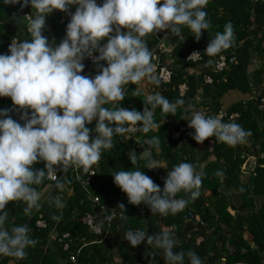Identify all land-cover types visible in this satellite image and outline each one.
I'll return each instance as SVG.
<instances>
[{"label": "clouds", "instance_id": "1", "mask_svg": "<svg viewBox=\"0 0 264 264\" xmlns=\"http://www.w3.org/2000/svg\"><path fill=\"white\" fill-rule=\"evenodd\" d=\"M0 4L31 8V13L24 17L31 38L12 39L7 52L0 53V97L10 98L13 106L0 109V257L23 260L27 249L37 241L27 224L6 227V205L21 201L24 213L31 215L41 200L33 185L41 184L45 177L56 179L54 166L60 165L62 171L75 165L86 171L100 160L104 150L113 147L114 136L130 132L137 125L143 133L155 129L157 107L162 113L175 114L184 101L170 102L158 92L146 96L150 107H144L143 112L115 106V102L124 100L126 85L144 80L159 83L153 75L152 52L144 37L164 30L179 35L180 26H186L192 37L199 40L210 23L204 10L207 0H102L99 5L96 0H0ZM71 8L75 11L63 39L59 44L54 38L50 41L43 35L45 18L54 11L67 13ZM233 41V25L228 22L208 42L204 54L214 57L229 49ZM199 56L194 52L189 59ZM86 59L97 65L96 75H82ZM109 103L113 107H104ZM14 109L20 111L23 124L10 115ZM93 120L96 124L92 131L96 135L90 139L86 125ZM186 121L197 144L214 138L235 146L245 143L251 135L250 130L233 120L225 122L199 110H192ZM146 143L150 147L140 153V158L147 161V169L159 168L151 155L152 148L158 150L159 139L154 136ZM127 156L132 165L137 163L135 151L130 150ZM39 161L45 163L44 169H33L32 165ZM111 176L129 204L143 203L152 214L163 216L175 215L190 200L197 199L202 183V173L188 162L167 171L162 190L138 169H121ZM180 192L187 193L189 198H177ZM54 203L62 207L59 198ZM116 209L123 210L121 219H128L123 204ZM116 209L106 210L107 214L101 212L93 230L101 232L105 223L117 217ZM123 239L133 248L144 242L147 247L161 250L165 264H204L192 250H174L179 241L170 229L152 234L128 230Z\"/></svg>", "mask_w": 264, "mask_h": 264}, {"label": "trees", "instance_id": "2", "mask_svg": "<svg viewBox=\"0 0 264 264\" xmlns=\"http://www.w3.org/2000/svg\"><path fill=\"white\" fill-rule=\"evenodd\" d=\"M204 10L210 28L202 32L199 40L192 37L193 34L186 26H180L179 35L170 33L167 37L169 42L174 40L175 43L169 55H166L169 59L165 61L166 56L161 55L159 64L163 66L168 63L167 67L171 72L170 82L164 84L157 79L159 83L155 84L147 80L150 94L158 92L170 102L182 99L184 104L177 107L175 114L162 113L157 107L154 110L156 131L143 133L137 125L133 126L137 131L128 137L125 134L114 136L113 147L102 152L97 167L95 166L90 192L111 210L123 204L128 219H121L123 210L116 209L117 217L112 225L105 229L110 232L111 240L100 239V236L89 233L80 222L81 217L90 211L88 203L83 201L82 192L73 176L67 173L66 182L73 185L74 193L61 202L63 205L61 208L56 209L48 201H44L42 204L39 202L35 214L36 209H33L31 215H26L23 211L25 205L21 201L9 202L6 205L5 210L9 213L6 227L27 224L31 228L30 235L37 243L27 249V255L23 260L0 257V264H71L69 256L83 245L76 256L75 264H114V256L121 264L137 262L165 264L161 250L147 247L144 242L133 248L123 239L126 231L137 229L149 234L159 233L163 229L172 230L179 241L174 250L184 252L192 250L202 258L204 264H264V110L259 111L256 103L250 101L253 93H260L264 97V89L261 86L264 81V69L260 67L251 69L253 57L264 58V0H207ZM74 11L75 8L69 9L67 13L54 11L45 18L50 27L51 40L54 38L56 44L63 39L66 25ZM30 13V7L21 9L19 4L7 6L0 4V53L7 52L12 39L23 41L31 38L24 18ZM228 22H231L234 30L232 46L214 57L204 54L208 42L217 32H222ZM143 39L153 52L158 42L157 36L152 33ZM193 50L200 53V59L196 62L187 60V56ZM219 55L232 56L236 62L222 72H215L214 62ZM83 63L82 75L97 74V65L90 63L88 59ZM101 63L106 66L104 62ZM206 78H210L211 83L205 82ZM182 84L186 86V91L180 95L178 87ZM139 85L124 86V100L115 102V106L135 109L138 112H143L144 107H150ZM225 98L236 100L224 108L222 101ZM12 107L10 98L0 97V109ZM104 107L110 108L113 104H105ZM199 107L209 116H214L220 110L225 111L228 116L236 114L234 121L251 131L245 142L250 146L248 148L243 146L245 143L229 146L209 138L203 142L207 146L200 150L198 144L191 138L193 130L188 127L186 121L190 112L198 110ZM10 115L23 124L19 120V110L14 109ZM95 124L96 121L93 120L86 127L91 132ZM181 126L185 131L177 140L172 139V131ZM154 136L159 139V148L158 150L152 148L151 155L158 162L166 163L165 170H149L145 167L147 161L140 158V153L150 147L146 140ZM130 150L138 155L135 165L128 159L127 154ZM248 156L255 158L256 167L248 184L244 185L240 182V175ZM181 162L191 163L195 169L201 164L208 163L201 170L199 197L190 200L187 206L175 215H151L149 207L143 203L129 204L126 195L114 184L111 176L114 171L121 169L125 171L138 169L144 171L145 175L162 190L167 171ZM32 167L42 170L45 163L39 161ZM54 167L58 173L63 171L60 170V165ZM218 172L222 175H217ZM80 174L82 177L85 176L83 168L80 169ZM46 184L47 177L41 184L33 187L39 191ZM222 188L224 191L242 192L246 207H252L250 195L260 197L262 205L259 210H252L244 217L231 216L227 211L228 204L222 197ZM203 192H207L208 195H202ZM177 198L188 199L189 196L180 192ZM73 213L76 215L73 216ZM189 213L193 214V218L188 221ZM38 214L43 215L47 228L39 229L35 226ZM54 216H58L59 219H53ZM52 229L55 238L49 241ZM65 234L68 235V251H64L63 244L58 242ZM244 234L247 235L246 239H243Z\"/></svg>", "mask_w": 264, "mask_h": 264}, {"label": "built area", "instance_id": "3", "mask_svg": "<svg viewBox=\"0 0 264 264\" xmlns=\"http://www.w3.org/2000/svg\"><path fill=\"white\" fill-rule=\"evenodd\" d=\"M96 2L98 5L102 3L101 0H96ZM25 16H27V15H25ZM26 21H27V19H26ZM63 21H64V19L61 20V22H63ZM169 34H170L169 30L160 31V32H157L155 34L158 38V42H157V45L155 46L154 51L152 52V63L154 65L153 75H155L156 78L164 84H168L170 82L171 72L169 71V68L167 67L168 66L167 62H166V65L160 66L159 59H160L161 55H164V56L169 55V53H170V51L174 45L173 43L169 42L167 39ZM194 52H198V51L197 50L191 51L190 54L187 56V60H189L191 62H196L200 59V57L189 59L190 55ZM168 59L169 58L166 56L165 61ZM88 60L90 63H93L92 59H88ZM235 62H236L235 58L232 56L226 57L225 55H219L218 58L216 59V61L214 62V71L215 72H222L223 70L227 69L228 66L235 64ZM205 82L211 83V79L206 78ZM178 89H179L180 95H183L184 92L186 91V86L184 84H182L178 87ZM250 101H253L254 103H256L257 109L259 111L264 110V97H262L260 93H253L250 96ZM198 110L204 112L203 108H201V107H199ZM214 116L221 117L222 120L225 122L229 121V120L234 121V119L237 117L236 114H231L228 116L227 113L225 111H222V110L217 111L214 114ZM19 120H20V118H19ZM20 121L22 123H24V121H22V120H20ZM132 129H133L132 131L125 133V135L127 137L134 134L137 131V129L133 126H132ZM184 131H185V128L183 126L179 127L175 131H172V139L177 140ZM95 134L96 133L94 131H91L89 138L91 139V137ZM245 161H246V159H245ZM95 166L97 167V163H95L91 167H89L85 171V176H83V177L80 174V169L82 167H78L75 165H69L60 173H58L55 169L57 178L52 179V178L47 177V184L44 185L39 190V192L42 196V199L40 200V204H42L44 201H48L50 204L53 205V207H55L57 209L58 207H56V205L54 203V201L57 198H59V200L61 202H64V199L70 197L74 193L73 185L71 183L69 184L66 182V179H67L66 174L70 173L73 176L75 183L78 185V187L80 188V190L82 192L83 201L84 202L86 201L88 203V208L90 209L89 212H86V214L83 217H81V219H80L81 224L87 228L89 233L96 235V236H100L101 237L100 239H109L110 238V240H111L110 232L108 230H105V229L109 228L115 219H113L110 223H105L104 228L102 229L101 232L97 233L96 231L93 230L94 221L98 218L97 216L100 215L101 212L103 214H107L106 210L111 211V209L109 207H107L106 205H104L100 202V199L98 197L93 196L92 193L90 192L89 188H90L91 178L95 175V170H96ZM243 166H242V170H243ZM57 167H58V165H57ZM63 181L65 183H62ZM38 208L35 210L34 214L37 212ZM59 208H61V207H59ZM74 215H76V214L73 213V216ZM187 217H188L187 220L189 221L193 218V214L189 213ZM35 226L39 229L47 228V225H46L45 219L43 218V215H41V214L37 215V220H36ZM51 231L52 232L49 235V241H52L55 238L54 229H52ZM58 242L63 244L62 246H63L64 251H68L69 241H68V235L67 234L63 235L62 238L58 240ZM83 247H84V245H83ZM83 247H81V248L79 247L75 251V253H73L72 255L69 256V261L71 264H75L76 256L78 255L79 251ZM135 264H141V263L137 262Z\"/></svg>", "mask_w": 264, "mask_h": 264}, {"label": "crops", "instance_id": "4", "mask_svg": "<svg viewBox=\"0 0 264 264\" xmlns=\"http://www.w3.org/2000/svg\"><path fill=\"white\" fill-rule=\"evenodd\" d=\"M43 35L47 36L49 38V40L51 41V36H50V27L49 25L47 24L45 26V30L43 32ZM260 68H262V66H260ZM261 86L263 87L264 89V81H262V84ZM157 130V127L155 129H152L151 131H156ZM207 145L202 143V144H198V148L201 150L203 149L204 147H206ZM243 146L245 147H249L250 144L248 143H245L243 144ZM210 148V147H209ZM211 161V160H210ZM209 162V161H208ZM204 163V164H201L200 166H198L197 169H195L196 171L198 172H201V170L204 168V166L208 163ZM157 167L159 168H155V169H152V171H156V170H165L166 168V163L164 162H158L157 164ZM256 167V160L255 158L250 157L248 156L246 158V161L244 163V166H243V170H242V174L240 175V182L244 185H247L249 180H250V177L252 175V172L253 170L255 169ZM223 192H222V197H224L225 201L227 202L228 204V213L231 215V216H235V215H241V216H246L248 215L250 212L253 211H257L260 209L261 205H262V200L260 197H256V196H249V198H252V207H246L245 206V199L243 197V193L242 192H237V191H224V188H222ZM202 195H208L207 192H203ZM151 215H152V212L150 211L149 212ZM247 238V235L244 234L243 235V239H246ZM253 245H251L252 247ZM113 262L114 264H121V261L116 257L114 256L113 257Z\"/></svg>", "mask_w": 264, "mask_h": 264}, {"label": "rangeland", "instance_id": "5", "mask_svg": "<svg viewBox=\"0 0 264 264\" xmlns=\"http://www.w3.org/2000/svg\"><path fill=\"white\" fill-rule=\"evenodd\" d=\"M47 21H45V26L47 25ZM49 25V24H48ZM171 43H175L174 40L170 41ZM260 66H262V68L264 69V58H257V57H253L252 59V63H251V69H255V68H259ZM139 88L141 89V91L147 96L149 95V83L147 80H144L140 83ZM234 100H236V98H225L224 101H222V106L225 108L227 107L231 102H233ZM200 101V100H198ZM41 195V194H40ZM42 199V196H41ZM22 204H24L23 202H21Z\"/></svg>", "mask_w": 264, "mask_h": 264}]
</instances>
